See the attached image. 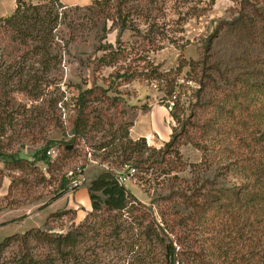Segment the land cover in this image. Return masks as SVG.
I'll return each instance as SVG.
<instances>
[{
  "label": "trees",
  "instance_id": "obj_1",
  "mask_svg": "<svg viewBox=\"0 0 264 264\" xmlns=\"http://www.w3.org/2000/svg\"><path fill=\"white\" fill-rule=\"evenodd\" d=\"M215 1L94 0L91 10L102 26L99 62L114 71L103 79L105 85L43 99L27 127L32 142L42 133L38 116L70 139L45 138L33 159L3 146L10 138L7 118L14 117L0 105V189L10 179L6 195H0V214L5 207L39 201L40 187L51 185L56 167L80 145L82 172L88 154L104 166L86 184L92 209L82 221H74V209L51 213L43 227L0 242V264H118L123 257L136 264H264V0H232L228 16L201 38L198 59L181 53L176 67L163 70L153 58L180 46L187 21L206 15ZM15 2L14 13L0 19L5 57L0 70L8 59L42 54L47 59L41 65L49 71L59 12L41 13L36 5L25 7V0ZM109 30L117 31L116 43H103ZM128 31L136 41H123ZM136 80L154 83L165 94L162 103L173 126L159 148L148 146L145 137L132 139L133 123L123 120L120 87ZM186 145L201 153L199 162L184 159ZM52 150L55 156L48 154ZM132 168L133 178L149 187L158 182L165 190L153 199L158 216L120 183L121 173ZM188 169L189 177L181 175ZM76 176L75 170L62 176L44 205L67 193ZM68 215L64 231L54 222Z\"/></svg>",
  "mask_w": 264,
  "mask_h": 264
},
{
  "label": "rangeland",
  "instance_id": "obj_2",
  "mask_svg": "<svg viewBox=\"0 0 264 264\" xmlns=\"http://www.w3.org/2000/svg\"><path fill=\"white\" fill-rule=\"evenodd\" d=\"M209 1L192 0V3L202 5L209 3ZM93 2L94 0H60L58 3L54 0H25V7L36 5L41 13H44L45 10H51L54 13L59 12V23L53 31L54 37L49 56L51 69L49 71L41 65L43 63L41 60L47 59V57L43 58L42 54L35 57L17 56L13 62L8 59L5 61V66L0 70V105L3 106L2 110L6 111V115L9 113L14 117L13 119L7 118V136L10 138L3 143L4 147L8 146L10 150L19 151L21 155L33 159L34 152L44 144L45 138L61 142L68 141L70 139L68 135H64L54 125L45 122L43 117L38 116V131L42 133L35 138L37 139L36 143L32 142L33 139L29 135L27 127L38 107L43 106V99L50 95L55 96L60 92H65L68 96L77 94L78 87H91L94 84L105 85L103 79L108 78L113 73L114 68L104 66L99 62L102 55V52L98 50L101 43L102 26L101 21L91 10ZM233 4L232 0H216L211 11L206 15L189 19L185 25L184 39L180 41V46H168L164 50L154 53L155 62L160 64L163 70H169L177 66L181 53L187 59H198L202 51L201 38L213 31L219 19L228 16L227 10ZM15 7V0H0V18L12 15ZM171 11L168 9L167 13L171 14ZM170 19L171 15L168 16L167 20ZM116 39L117 31L109 30L103 43H116ZM122 39L125 42L136 41L130 31L126 32ZM187 39L190 43L185 45ZM65 40L68 42L67 45ZM182 48L183 50H181ZM40 53H43V50H40ZM140 55L135 56V59L138 60ZM135 64L137 63L135 62ZM25 80H29L26 83L27 87L24 83ZM19 81L23 84L19 85ZM23 87L27 90H24ZM120 90L123 92L125 101L120 109L125 111L123 120L127 122L134 123L139 115L152 108L157 111L161 106L166 108L162 103L165 94L154 83L136 80L120 87ZM36 94H40L41 98H34ZM163 115V126L171 132L173 121L169 110L168 114ZM121 121L118 117V124ZM2 140L0 139V141ZM147 141L152 148H159L164 144L157 136L148 137ZM181 151L184 159L189 163L201 160V153L191 145L183 146ZM147 153H151V150H148ZM88 157L91 160L87 161L83 171L86 178L83 185L88 184L104 169L98 160H92L94 156L88 154ZM68 160V162H66L67 160L62 161L60 167H56L51 185L40 187L37 193H42V198L39 201L26 203L19 208H4L0 214V242L14 233H23L33 227H43L47 217L53 211H63L69 202L74 201V196L68 195L71 192L69 190L62 197L52 202V204L55 202V205H44L54 196V191L62 181V176L68 175L71 170L77 171L79 166L81 167L86 163L81 145L78 147V152ZM39 164L48 175V166L42 162ZM0 167H3L2 162H0ZM181 175L189 177V169ZM9 182V177H6L0 189L2 197L8 191ZM152 185L149 187L137 177H132L125 184L127 189L139 200L151 205L155 210V215L158 216L156 204H152L153 199L157 196V192H164L165 190L161 189L158 182ZM71 216H65L54 223L55 225L63 224L64 231H66L71 223ZM56 231H61V229L57 228ZM118 264H136V262L133 258L123 257Z\"/></svg>",
  "mask_w": 264,
  "mask_h": 264
},
{
  "label": "crops",
  "instance_id": "obj_3",
  "mask_svg": "<svg viewBox=\"0 0 264 264\" xmlns=\"http://www.w3.org/2000/svg\"><path fill=\"white\" fill-rule=\"evenodd\" d=\"M165 113L168 114V110L161 106L158 111L152 108L148 112L139 115L130 128V137L134 140H137L141 137H145L147 139L148 137L152 138L157 136V138L162 143L167 141L171 132L169 129H166L163 126L164 123L162 121V117ZM68 195L74 196L75 199L74 201L72 200L69 202V205L66 207V209L76 210L77 215L74 221L79 223L92 209L88 188L86 185H83L79 189L68 193ZM50 205H55V202L53 204L51 203ZM56 211L58 210L53 212Z\"/></svg>",
  "mask_w": 264,
  "mask_h": 264
},
{
  "label": "built area",
  "instance_id": "obj_4",
  "mask_svg": "<svg viewBox=\"0 0 264 264\" xmlns=\"http://www.w3.org/2000/svg\"><path fill=\"white\" fill-rule=\"evenodd\" d=\"M1 19V18H0ZM4 45H3V42H2V39H1V36H0V63L4 60ZM147 145L148 146H151L148 141H147ZM48 154L50 155H53L55 156L57 154V151L55 150H52V151H49ZM135 169H130L129 171H123L121 173V175L119 176V181L120 183L122 184H126L127 181L131 180V178L133 177V175L135 174ZM77 176L75 177V179L72 180L71 184H70V187H69V190L71 192L79 189L83 184L84 182L86 181V178L84 177L83 175V172H82V169L81 167L79 166L77 168ZM74 175V170H71L69 173H68V176H73Z\"/></svg>",
  "mask_w": 264,
  "mask_h": 264
},
{
  "label": "water",
  "instance_id": "obj_5",
  "mask_svg": "<svg viewBox=\"0 0 264 264\" xmlns=\"http://www.w3.org/2000/svg\"><path fill=\"white\" fill-rule=\"evenodd\" d=\"M118 179H119V177H118Z\"/></svg>",
  "mask_w": 264,
  "mask_h": 264
}]
</instances>
